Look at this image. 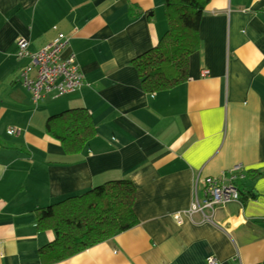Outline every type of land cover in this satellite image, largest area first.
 Here are the masks:
<instances>
[{
  "label": "crops",
  "instance_id": "obj_1",
  "mask_svg": "<svg viewBox=\"0 0 264 264\" xmlns=\"http://www.w3.org/2000/svg\"><path fill=\"white\" fill-rule=\"evenodd\" d=\"M166 30L164 0H0V264H264V0H209L187 79L147 92L133 59ZM59 32L83 83L34 103L17 40L37 52ZM72 108L95 132L67 154L45 122ZM234 164L260 172L244 181L252 195L185 213L203 179ZM117 179L136 188L137 223L44 261L54 233L36 227V208Z\"/></svg>",
  "mask_w": 264,
  "mask_h": 264
},
{
  "label": "trees",
  "instance_id": "obj_2",
  "mask_svg": "<svg viewBox=\"0 0 264 264\" xmlns=\"http://www.w3.org/2000/svg\"><path fill=\"white\" fill-rule=\"evenodd\" d=\"M208 1L164 0L167 30L156 45L133 59L145 91L156 92L187 79L188 56L197 47L199 21ZM45 132L71 154L79 152L95 131L90 115L82 108H72L49 116ZM259 174L247 171L244 178L234 181L243 201L252 195L244 182L246 176L255 178ZM135 194L130 180H109L36 208V227L54 233L53 240L39 249L43 260H62L134 226Z\"/></svg>",
  "mask_w": 264,
  "mask_h": 264
},
{
  "label": "built area",
  "instance_id": "obj_3",
  "mask_svg": "<svg viewBox=\"0 0 264 264\" xmlns=\"http://www.w3.org/2000/svg\"><path fill=\"white\" fill-rule=\"evenodd\" d=\"M29 41L22 37L17 40L16 56L18 59L28 58V63L19 68V81L30 92L34 102L42 100L51 94L59 96L77 90L83 83V74L77 64L73 52L64 54L69 45V36L59 32L49 43L37 52L28 50ZM19 127L10 126L9 134L18 133ZM244 169L241 164H234L227 172L220 176H207L203 179L204 197L195 200L185 213H202L204 209L213 210L216 206L239 199V191L234 181L242 178ZM0 250V257H2ZM204 264H218L217 258L207 255Z\"/></svg>",
  "mask_w": 264,
  "mask_h": 264
}]
</instances>
